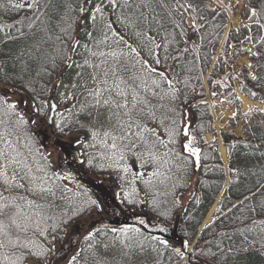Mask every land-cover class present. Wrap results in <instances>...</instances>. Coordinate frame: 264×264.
<instances>
[{"label": "trees", "instance_id": "obj_1", "mask_svg": "<svg viewBox=\"0 0 264 264\" xmlns=\"http://www.w3.org/2000/svg\"><path fill=\"white\" fill-rule=\"evenodd\" d=\"M211 1L187 0L196 6L197 13L203 17V20L200 21L201 26L196 31L184 25L187 30L185 37L179 35L180 29H173L168 22L167 12L169 11L172 17L178 23L180 22V15L176 11L177 0H166L171 5L167 10L161 9L153 2L152 6L155 8L153 15L159 14L157 19L162 20L163 28H158L154 21L150 26L148 24L142 26L147 35L156 37L157 43L168 44L166 49L161 47L159 50L161 56L159 67L161 70H167L169 77L176 82L175 87L180 91L175 106L178 111L183 112V118L189 124L191 134L196 138V146L201 149L199 166L188 164L185 167L183 162H180L181 167L172 165L169 171L171 176L156 177L147 175L155 170V165L149 164L145 168L136 169L145 172V179H150L151 184L145 185L137 180L138 191L129 199H137L143 203L133 205L123 197L122 188L118 184L120 176L109 173L108 168L89 169L85 165L83 148L80 147V143H76L77 139L81 141L80 132L85 129L72 123L77 119L81 123L88 122V118L79 111L75 112L74 117L68 121L71 127L66 128L63 134L55 132L54 125L46 123L45 127L39 126L32 129L36 142L30 147L39 149L47 157L46 161L41 159L39 153L32 155L28 152V149L24 147L26 141L23 136H20L19 141L14 136L9 137L17 149L29 158L28 163L32 166L35 175H40L36 171L37 166H43L46 163L49 165L47 171L66 173L61 168L68 169L64 167L68 160L65 161V158L58 157L56 163L51 151L54 146H59L55 141L58 138L60 144L66 148L69 161L76 162V166L82 163V168L89 170L86 171L87 173L95 179L102 180L93 181L89 186L85 181L91 182L92 180L87 179V176L85 181L82 180L83 182L76 181L73 177V179H67L69 184L61 180L63 189L65 190L66 186L67 189L75 192L77 198L82 199V205L72 214L66 215L63 220L67 223H61L56 231L50 228L49 234L56 235L57 239L54 244L51 243L50 248L53 250L47 254V261L31 257L30 263L53 264L60 254L57 245L62 246L65 243L63 241L65 239H62L63 233L67 234V237L70 235L75 220L90 216L91 219L101 221L100 207L91 206L88 210H81L86 207L83 202L91 197L100 205L104 202L107 205L105 213L108 212L113 216L115 214L133 216L137 214L145 216L147 220L157 221L159 212L166 213L164 216H159V220H163L169 231L170 243L175 247H180L181 241H187L188 247L184 251L190 256L185 255L182 259L171 247L166 249L155 241L145 239L149 235L146 232L143 235L129 233L131 239L123 234L113 233L111 229L117 227L112 226L108 221H103V223L94 224L90 230L95 232L96 229H100L99 234L88 241L83 237L78 242V248L69 254V259L79 252L78 261H83L89 244L93 245L89 249L100 244L101 256H106L107 260L104 264H186V262L189 264H264V208H261L264 204V155H261L264 153V28H260L254 20L249 19L250 9L255 8L261 13L257 19L264 24V0H238L244 3L241 15L246 19V24L240 25L237 29L229 28L224 39L223 35L228 22L227 11L218 4L211 7ZM14 2L19 3L21 0H14ZM81 2L82 0H51V7L48 10L41 8V20L36 21L33 27L29 28L28 22L33 17L31 10H17L9 6L8 0H0V5H3L0 7V95H7L8 98V94L16 93L30 101L33 93L28 89L34 87L37 93L46 95L45 84L50 88L61 77L64 79L70 73L72 68H66L64 62L58 57L57 67L53 68L50 57L56 56V50L64 47L56 37L61 36L62 40L67 39L62 36L57 27L60 17L64 14V4L69 3L77 7ZM131 2L135 9L140 0H131ZM179 3H185V0H179ZM85 6L90 7L86 2ZM133 9L125 10V13ZM141 10L147 12L146 9H137L136 15ZM119 12L120 10H117V14ZM69 15L79 14L72 12ZM49 17H51L50 22ZM86 17L87 14L77 22L72 35L73 39L79 40L81 45L88 44L91 47L92 41L85 35V32L93 31V35L99 39L100 31L99 25L97 30H93L90 22L85 23ZM114 17L116 18L112 15L111 19L113 20ZM41 21L44 23L42 24ZM45 25L48 27L47 33L42 30ZM115 27L120 32L122 31L121 34L125 35L129 43L141 48V55L145 59L148 58L143 52L145 50L140 45V40L133 35L134 29L124 28L122 25L119 27L115 25ZM21 31L24 33L23 36L19 34ZM172 32L175 35L169 36L168 33ZM9 36L13 39H8ZM134 37L136 40L133 43ZM185 40L189 43H185ZM246 44L253 45L249 56L251 68L247 65H238L239 58L246 55L248 51ZM119 48L125 49L126 47L119 45ZM184 48H188L189 51L183 52ZM104 49L105 46H101V50L104 51ZM67 52L73 60L78 61L85 49L78 47L79 54L72 55V41H68ZM252 53H257V55H252ZM165 55L168 56L166 62L163 60ZM173 57L178 58L174 60ZM4 74L9 77L7 85L3 80ZM252 76L256 79L253 80ZM235 79L238 91L250 100L258 101L263 109L253 108L250 112L249 109L245 111L241 117L242 131L239 136L234 133L233 128L236 127L240 118V109L236 110L235 116L229 117L225 128L220 130L221 142L225 145L227 152L228 184L216 207L220 211L215 209L212 222L202 230L188 251L196 237L199 225L221 192L226 179V169L217 150L219 142L208 96L222 99L226 95L228 99L235 102L234 106L238 108L240 100H237L234 89ZM57 91L52 95L56 96ZM250 93H255V96ZM9 101L12 100L9 99ZM155 102L160 103L156 98ZM163 103L168 104L169 102L165 100ZM23 108V112L27 115L29 109H26L24 105ZM149 126L156 127L155 124ZM2 130L0 126V131ZM43 131H49L55 140L45 142L42 138ZM206 133L212 135L211 140H205ZM181 139H186V137ZM176 147L179 148V145ZM5 150L11 153V149L6 148ZM131 162L135 163L134 160ZM73 166L75 164H69V169L72 170ZM160 169H162V164L159 166ZM11 192L28 195L24 190L11 189ZM0 193L5 196L9 195V192L4 190L2 182H0ZM49 198L55 207L46 209L47 214L58 216L61 214L62 206L51 196ZM153 200L157 202L156 208H153ZM253 208L255 211H252ZM105 225L107 227H103ZM125 244L129 247H125ZM54 245L56 248H53ZM141 245H143V251H141ZM153 248L156 250L153 251ZM229 248L234 251L228 252ZM221 249L223 252L220 251ZM241 249H248V251H240ZM210 253H217V256L212 257Z\"/></svg>", "mask_w": 264, "mask_h": 264}, {"label": "snow or ice", "instance_id": "obj_2", "mask_svg": "<svg viewBox=\"0 0 264 264\" xmlns=\"http://www.w3.org/2000/svg\"><path fill=\"white\" fill-rule=\"evenodd\" d=\"M85 2L90 7H86ZM153 2L164 10L171 7L166 0H140L135 9H133L131 0H96V2L94 0H82L77 7L65 3L64 14L60 17L57 27H59L62 36L67 39L62 40L61 36L56 37L64 47L56 50V56L50 57V62L53 68L57 67L56 60L58 57L64 62L66 68H91L90 79L84 80L78 85L76 82L64 84L61 77L50 88L47 84L44 85L47 88L46 95L37 93L33 87L28 89L33 93L30 101L10 102L7 96L0 95V126L3 129L0 131V144L4 145V147H0V182L3 183L4 190L9 192L7 196L0 193V250H6L0 251V259L4 264H20L21 261L30 257H38L47 261V254L53 249L39 242L37 234L40 237H46L49 234V221H53L51 224L53 231H56L61 223H67L64 220L57 223L58 218L56 216L47 214L46 209L55 207L54 203L49 201L47 197H55L56 193L51 183L53 179H69L72 178V173L53 172L50 177L47 171L49 165L46 163L43 166H37L36 171L40 175L33 174L32 166L28 163L29 158L24 156L13 141L9 139V137L14 136L19 141L20 136H23L26 141L24 147L28 149V152L32 155L39 153L42 160H47V157L39 149L30 147L36 142L32 129L39 127L41 123H46L54 125L63 134L66 128L71 127V124L66 122L63 113L60 112V103L78 99V96L72 91H67L61 92L59 100H57V97L52 95L57 89L61 87L65 89L79 87L82 89L80 95L85 97V101L80 103L78 111L88 118V122L81 123L77 119L72 123L81 129H87L93 141L102 137L99 142L107 151L100 153V155L107 156L110 161L107 165L109 169L131 174L133 193L137 191L134 187L137 180L142 181L145 185L151 184L150 179H145L146 173L136 169L145 168L149 164L155 165V170L147 175L156 177L160 175L159 166L161 164L181 167L180 162H183L185 167L188 164L199 166L201 149L196 146V138L191 134L190 126L183 118V112L178 111L175 106L180 91L175 87L176 82L169 77L167 70H161L159 67L161 65L159 50L161 47L166 49L168 44L157 43L156 37L147 35L142 28L144 24L150 26L153 21L158 28L164 27L162 20L157 19L159 14L153 15L155 13V8L152 6ZM220 3L222 0H218V5ZM8 4L17 10H31L33 17L29 20L28 27L32 28L36 21L41 20V8L48 10L51 7V0H44L43 3L42 0H21L19 3L8 0ZM2 6L0 5V7ZM127 9L133 10L126 14L125 10ZM137 9H146L147 12L141 10L136 15ZM117 10H120L119 14H117ZM176 11L180 15V22L178 23L172 17L171 11L167 12L168 22L173 29L181 30L179 33L181 37L187 35L184 25H188L193 31L200 28V21L203 20V17L198 15L197 8L193 3L185 0V3L181 4L177 0ZM72 12L79 15H69ZM250 13L249 19L254 20L260 28H264V24L257 19L261 13L255 8L250 9ZM85 14H87L85 23L90 22L93 30H97L99 25V39L93 35V31L85 32V35L92 41L91 47L88 44L81 45L80 41L73 39L72 35L75 25ZM112 15L116 16L115 21L111 19ZM189 18L191 19L190 24L188 23ZM26 19L28 18L26 17ZM50 21L51 17H49ZM41 23L44 22L41 21ZM117 23L124 28L131 27L134 29L133 35L140 39L141 46L146 50L147 59L141 55V48L129 43L125 39V35L121 34L120 30L115 27ZM42 30L47 33V25ZM109 33H111L112 43L117 45L116 48H113L112 44L109 43ZM19 34L24 35L22 31ZM168 35L174 36L175 33H168ZM8 39H13V37L9 36ZM68 41H72V55L79 54L77 52L78 47L85 49L86 55L82 62L73 60L72 56L68 54ZM185 43H189V41L185 40ZM120 44H124L128 51L125 52L124 49L119 48ZM101 46H106L108 50H101ZM188 51V48L183 49L185 53ZM252 55H257V53H252ZM177 58L173 57L174 60ZM167 59L168 56L165 55L163 60L166 62ZM248 67L251 68V65L249 64ZM44 71L47 70L44 69ZM82 75L83 73L78 71L76 78L79 79ZM252 79L255 80L256 77L252 76ZM3 80L7 85L9 82L7 74L3 75ZM250 95L255 96V93H250ZM149 96L156 98L160 103L153 104ZM165 100H168L169 103H163ZM18 103L28 107L27 115L18 108ZM72 107L75 108L76 105L73 104ZM64 111L71 113V109L67 107ZM250 111L251 109H249ZM235 115L234 112L233 116ZM93 121L95 124L92 123ZM150 124H155L156 127H150ZM95 125H100V127ZM182 137H186V139H181ZM109 139L111 143H108ZM76 143L79 144L80 140L77 139ZM177 145L179 148L176 147ZM87 146L95 147V144ZM6 148L11 149V153L5 151ZM133 160L135 163L131 162ZM87 164L90 167L104 168V165H93L92 158L87 160ZM9 168L12 169L11 173H9ZM120 178L124 179L123 176ZM13 188L23 189L25 193L39 197V202L29 198V195L12 194L11 189ZM65 190L70 191L66 186ZM130 195V192L123 191V197L128 199L130 204L143 203L137 199H129ZM61 198L63 199V197ZM83 203L86 207L81 209L82 211L88 210L91 206L100 207L99 202L91 199V197ZM152 205L153 208H156L157 202L153 200ZM261 208H264V204L261 205ZM216 211L220 210L216 209ZM252 211H255V208ZM164 215L166 213L159 212L157 221L146 220L137 216V224L112 228L111 231L123 234L128 239H131L129 233L143 235L150 228L158 229L163 233L167 231V227L163 220H159V216ZM208 226L206 224L205 228ZM99 232L100 229H96L95 232L89 231L84 236V240L93 239ZM56 239L57 236L52 235L53 244ZM145 239L155 241L166 249L171 247L182 259L185 255L190 256L184 251L188 247L187 241H181V246L175 247L169 239H162L159 236L149 234ZM89 247H93V245L89 244ZM125 247H129V245L125 244ZM143 250V245H141V251ZM152 250L155 251L156 249L153 248ZM220 251L223 252V249ZM227 251L233 252L234 250L229 248ZM240 251L247 252L248 249H241ZM79 255V252L73 254L67 264H78ZM210 255L216 257L217 253H210Z\"/></svg>", "mask_w": 264, "mask_h": 264}, {"label": "rangeland", "instance_id": "obj_3", "mask_svg": "<svg viewBox=\"0 0 264 264\" xmlns=\"http://www.w3.org/2000/svg\"><path fill=\"white\" fill-rule=\"evenodd\" d=\"M214 2H218V0H213ZM228 11L229 14V22L230 25L233 27H238L241 23L243 24L245 22V18H242L241 15V11L243 9L242 7V3L241 2H237V1H233V0H222L221 3ZM230 5V7H229ZM116 18H113V21H115ZM188 23H191V19L189 18ZM117 27L120 26V24H115ZM122 33V31H121ZM109 43L112 44L113 48H116L117 45H115L114 43H112V37H111V33H109ZM135 37L134 39H132V42L134 43L135 41ZM140 40V39H139ZM121 46H124L122 44H120ZM140 45H141V41H140ZM108 48L105 46L104 51H107ZM145 50V49H144ZM125 52L128 51L127 48L124 49ZM144 54L146 55V50L143 51ZM86 55V52H84L83 54L80 55L78 62H82L84 56ZM244 63H248V61L246 60V58H241L239 60V64H244ZM78 71H81L83 73L82 77L77 79L76 78V73ZM92 71L91 68H84V69H80L77 67H73L71 72L63 79L64 84H71L72 82H76L78 85L80 83H82L84 80H89L90 76L89 73ZM67 91H72L76 96H78L77 100H69L66 102H61L60 103V112L63 113V117L66 121H68L70 119V115L71 113L65 112L64 109L65 107L70 108L71 112L72 110L75 112H77V108L80 106V103L85 101V97L83 95H80V93L82 92L81 88H76V89H65L63 87L58 89V92L56 94L57 100H59V94L61 92H67ZM7 96V95H6ZM8 98L11 99L12 101H20V100H27L24 96H21L19 94H13L10 93L8 94ZM240 98V103H239V108L241 109V112H244L245 110L249 109V108H254V107H260V104L258 102L255 101H251L245 97H239ZM149 99L151 100V102L153 104H156L155 102V98L149 96ZM210 102H211V108H212V114H213V120H214V124H215V128L217 131L220 130V128H222L226 122L228 121L229 117L231 115H233V113L236 111V108L234 107L235 102L233 100H230L227 98V96L225 95L224 97H222L221 100L217 99V98H210ZM73 104L76 105L75 108H73ZM23 105L24 104H19L18 103V107L21 111H23ZM26 107V109H28V107L26 105H24ZM93 124H95V122H92ZM40 127H45V123H42L41 125H39ZM96 127H100V125H95ZM53 130L55 132H59L58 129H56L55 127L53 128ZM81 132L84 134L85 133V138L84 140L80 143V147H83V152H84V163L87 167H89V169H94V168H100V167H90L87 164V160L89 158L93 159V165H104V168H108L107 165L110 163V161L107 159V156H102L100 155V153L102 152H106L107 150L100 144V139H102V137H98L96 141H93L89 131L86 130H81ZM235 133L237 135L241 134V129H240V124L237 125V127L235 128ZM43 136L42 138L44 139V141L46 142V140L48 141L47 143L50 142V140H55L53 136H51L49 131H43L42 132ZM87 134V135H86ZM211 136L209 134L206 135V139H210ZM57 142V144L59 146H54L53 148H51V151L53 153V159L55 160V162L57 163V158L61 157L62 159L65 158V161H67V165H65V168L69 169V164H75V166H73V169L68 171V169H64L63 167L61 168L62 170H65V172H70L72 173V177L76 180V181H82L85 179V177L87 176V179H91L92 181H85V183L89 186V184H91L93 181H97L100 179H95L93 178V176H91V174L87 173L89 170H84V168H82V163H78L79 165L76 166V162H71L69 161L68 158V154L66 155V148L64 147V145H61L58 141V138H56L55 140ZM55 142V143H56ZM95 144V147H88L87 145L89 144ZM108 143H111V140H108ZM0 147H4L2 144H0ZM6 151V150H5ZM61 167V166H60ZM172 165H162V169L159 170L160 175L158 176H171L169 171L171 170ZM109 169V168H108ZM12 169L9 168V173H11ZM87 171V172H86ZM52 171H48V175L51 177L52 176ZM109 173H114L117 176H123L124 179L119 178V182L118 184L120 185V187L122 188L123 191H128L131 193L130 197H132L134 194L137 193L138 191V187H137V181L134 185V187L137 189L136 192H132V187L133 185L131 184V180H132V176L131 174H124L122 172H118L115 169H109ZM62 174V173H61ZM96 176V175H95ZM71 178V179H73ZM65 181L69 184V182L67 181V179H65ZM102 181V180H100ZM83 182V181H82ZM52 186L54 187L55 190V197H51L53 198L58 204H61L62 206V211L61 214H59L58 216H56L58 218V220L56 221L57 223H59L60 220H63V218L66 217V215H70L74 212V210H77L81 205H82V199H78L77 196L75 194H73V191H66L64 190V186L62 185L61 180H54L51 182ZM104 188H106L104 186ZM103 188V189H104ZM13 189H18V188H13ZM18 190H23V189H18ZM29 198L37 200L39 202V197L37 196H32L31 194H29ZM63 197V199L61 198ZM48 200H51L49 197H47ZM100 199V198H99ZM103 209V210H101ZM107 210V205L104 202H101L100 205V211H101V221H98V219H91L90 216H86L83 217L79 220H75L72 226V232L70 233V235L67 237V234L63 233L62 239H65L63 241H65V243L60 246V244L57 245V250L59 251V256H57L55 258V261L53 264H65L67 263V260L69 259V254L71 252H74L77 248H78V242L92 229V226L95 224H97L98 222L103 223V221H106V219H110L113 217L112 214H107L105 213ZM212 219V216L210 217ZM210 219V221H211ZM53 223V221H49L48 222V233L50 232V228H51V224ZM52 235L48 234L46 237H40L37 234V239L39 242L43 243V244H47L48 243V247H52V240H51ZM73 246V247H72ZM100 244H97V246H95V248H91V249H87L86 251V255H85V259L83 261H78V264H104V262H107L106 260V256L102 257L101 256V251L99 250ZM53 248H56V245L53 246ZM99 250V251H97ZM0 251H6V250H0ZM31 258V257H30ZM27 258L23 261L20 262V264H32L30 263L29 259ZM0 264H4V262L2 261V259H0Z\"/></svg>", "mask_w": 264, "mask_h": 264}, {"label": "bare ground", "instance_id": "obj_4", "mask_svg": "<svg viewBox=\"0 0 264 264\" xmlns=\"http://www.w3.org/2000/svg\"><path fill=\"white\" fill-rule=\"evenodd\" d=\"M220 153H221V156L223 158V160H226V151H225V147L223 145L220 146ZM215 206V205H214ZM214 206L213 208L209 211V213L207 214V216L205 217L204 219V223L202 226H204L205 224H207L209 222V219H211V215H212V212H213V209H214Z\"/></svg>", "mask_w": 264, "mask_h": 264}, {"label": "water", "instance_id": "obj_5", "mask_svg": "<svg viewBox=\"0 0 264 264\" xmlns=\"http://www.w3.org/2000/svg\"><path fill=\"white\" fill-rule=\"evenodd\" d=\"M114 224H116V225H122V224L133 225V224H137V220L132 221V220H130V219L120 218L118 221L114 222ZM155 234H157V233H155ZM160 235H161L162 237L167 238V235L164 234V233H161Z\"/></svg>", "mask_w": 264, "mask_h": 264}]
</instances>
